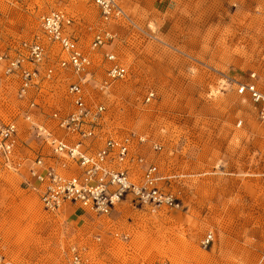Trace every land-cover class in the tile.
Returning a JSON list of instances; mask_svg holds the SVG:
<instances>
[{
	"label": "rangeland",
	"instance_id": "rangeland-1",
	"mask_svg": "<svg viewBox=\"0 0 264 264\" xmlns=\"http://www.w3.org/2000/svg\"><path fill=\"white\" fill-rule=\"evenodd\" d=\"M118 2L126 20L105 23L91 0H0V57L39 40L46 65L56 64L65 55L44 37L41 18L57 11L71 18L70 34L92 60L89 97L105 105L108 132L162 145L160 171L177 176L162 185L179 206L126 201L108 216L72 205L51 214L22 176L0 166V252L15 264H69L74 247L89 264H264V122L237 94L241 84L264 92V0ZM106 29L114 43L92 50ZM111 52L128 75L103 92ZM75 80L65 73L57 94L38 105L68 112ZM18 88L0 65L1 120L24 121ZM210 233L215 240L204 249Z\"/></svg>",
	"mask_w": 264,
	"mask_h": 264
},
{
	"label": "built area",
	"instance_id": "built-area-1",
	"mask_svg": "<svg viewBox=\"0 0 264 264\" xmlns=\"http://www.w3.org/2000/svg\"><path fill=\"white\" fill-rule=\"evenodd\" d=\"M15 1L20 4L26 0ZM91 1L99 8L105 23L126 20L118 0ZM72 23L71 18L58 11L41 18L44 37L58 45L65 55L54 65H46L47 51L39 40L22 42L15 56L0 57L4 75L19 82L17 98L26 105L22 118L30 124L34 138L41 143L33 158L23 155L16 121L0 119L1 166L22 176L24 189L37 193L44 210L51 214L72 205L108 216L126 201L141 207H178L175 195L163 187L157 167L148 165L138 155L139 148L144 146L158 154L162 145L136 133L115 138L108 132L105 105L89 97L87 87L92 82V60L70 34ZM114 41L112 32L102 30L93 39L91 49H102ZM106 57L109 67L107 80L100 87L103 92L111 82L123 80L128 75L127 68L113 52ZM67 72L76 78L66 89L69 111L55 109L47 114L46 108L38 105L39 98L56 95L59 82ZM237 94L250 99L258 118L264 122V92L256 84H241ZM153 97L154 93H149L147 102ZM44 115L49 122L36 121L37 116ZM45 149L49 150L46 154ZM134 167L140 169L138 178ZM214 240V234L210 233L201 245L207 249ZM0 264L15 263L0 252ZM69 264H89V260L82 250L74 247Z\"/></svg>",
	"mask_w": 264,
	"mask_h": 264
},
{
	"label": "crops",
	"instance_id": "crops-1",
	"mask_svg": "<svg viewBox=\"0 0 264 264\" xmlns=\"http://www.w3.org/2000/svg\"><path fill=\"white\" fill-rule=\"evenodd\" d=\"M87 88L89 89V85H88ZM44 110L46 111V109H44ZM47 114H48V112H47ZM36 121L37 122H40V123H42L44 121L49 122L47 116H45V115L44 116H37L36 117ZM241 123L242 122H240V124ZM24 125L27 126V128H28V131H27L28 132V135L33 140V143H31L28 147H25L23 145L24 142L21 141V135L23 137V132H24V130H23V126ZM17 126H18V130H19L18 140H19V144H20V151H21V153L23 155H25V156H27L29 158H33L34 157V154H36L40 150L41 143L34 138V136L32 134V131L30 130V124L28 122H26L24 120L20 124L17 123ZM21 147H22V149H21ZM48 152H49L48 149H45L44 150V153L45 154L48 153ZM138 155L141 156V157H143L146 160V162L148 163V165H152V166L157 167L159 176L163 179L164 182H165V180H168L169 183H172L173 182L172 180L177 178V176L176 175H173L172 173H170V174H167V173L166 174H163L162 171H160V167L158 165V158H157V155H160V154H156L155 152H153L150 149L149 146L140 147L139 150H138ZM0 166H1V164H0ZM1 168H2V166H1ZM3 169H5V168H3ZM9 172H12V171H9ZM134 172L136 173L137 178L141 174L140 173V169L138 167H134ZM12 173H14V172H12ZM165 184L167 185V183H165ZM169 185H167V186H169Z\"/></svg>",
	"mask_w": 264,
	"mask_h": 264
}]
</instances>
